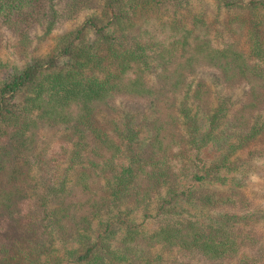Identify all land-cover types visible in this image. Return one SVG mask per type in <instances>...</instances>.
Returning a JSON list of instances; mask_svg holds the SVG:
<instances>
[{"label": "trees", "instance_id": "16d2710c", "mask_svg": "<svg viewBox=\"0 0 264 264\" xmlns=\"http://www.w3.org/2000/svg\"><path fill=\"white\" fill-rule=\"evenodd\" d=\"M0 264H264V0H0Z\"/></svg>", "mask_w": 264, "mask_h": 264}]
</instances>
